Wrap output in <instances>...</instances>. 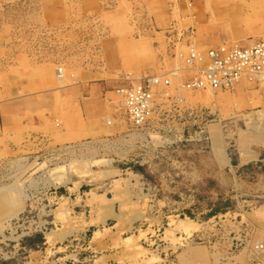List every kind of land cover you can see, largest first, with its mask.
I'll return each instance as SVG.
<instances>
[{"label":"rangeland","instance_id":"obj_1","mask_svg":"<svg viewBox=\"0 0 264 264\" xmlns=\"http://www.w3.org/2000/svg\"><path fill=\"white\" fill-rule=\"evenodd\" d=\"M256 39L264 0H0V264H247L264 83L173 72ZM147 75L171 83L134 126L117 89Z\"/></svg>","mask_w":264,"mask_h":264},{"label":"built area","instance_id":"obj_2","mask_svg":"<svg viewBox=\"0 0 264 264\" xmlns=\"http://www.w3.org/2000/svg\"><path fill=\"white\" fill-rule=\"evenodd\" d=\"M180 56L183 63L173 73L192 72L184 85L190 90L224 91L242 81L264 83V39L247 44L226 41L203 52L190 44L187 53ZM170 83L168 75H147L117 89L134 126H142L150 118L159 87ZM251 250L247 264H264V240L256 241Z\"/></svg>","mask_w":264,"mask_h":264},{"label":"crops","instance_id":"obj_3","mask_svg":"<svg viewBox=\"0 0 264 264\" xmlns=\"http://www.w3.org/2000/svg\"><path fill=\"white\" fill-rule=\"evenodd\" d=\"M238 168L244 167V168H252L254 170L257 169L259 173L263 175L264 180V153L260 152L256 154L253 157L247 158V157H240L239 155L236 157Z\"/></svg>","mask_w":264,"mask_h":264},{"label":"bare ground","instance_id":"obj_4","mask_svg":"<svg viewBox=\"0 0 264 264\" xmlns=\"http://www.w3.org/2000/svg\"><path fill=\"white\" fill-rule=\"evenodd\" d=\"M57 70H58V71H61V70H62V68H60V69H57ZM58 73H59V75H58V76L61 78L62 76H61L60 72H58ZM61 73H62V72H61ZM200 90H201V89H200ZM205 91H208V90H205ZM209 91H210V90H209ZM207 93H210V94H209V96H210L211 98H213L214 100H216V97H217V96H216V94H215V92H214V91H212V92L210 91V92H207ZM207 93H205V94H207ZM262 208L264 209V205H263V207H262ZM187 221H188V222H191L192 220H191V219H187Z\"/></svg>","mask_w":264,"mask_h":264}]
</instances>
